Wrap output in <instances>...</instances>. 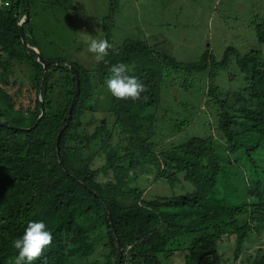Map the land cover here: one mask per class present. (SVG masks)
Returning <instances> with one entry per match:
<instances>
[{
    "label": "trees",
    "instance_id": "obj_1",
    "mask_svg": "<svg viewBox=\"0 0 264 264\" xmlns=\"http://www.w3.org/2000/svg\"><path fill=\"white\" fill-rule=\"evenodd\" d=\"M120 8L119 0H110L101 20L104 39L113 45L105 62L86 66L44 56L34 23L43 11L35 1L0 0V264H12L17 253L11 242L33 221L53 234L34 264H228L220 244L235 239L238 262L254 228L263 235V52L240 54L228 46L219 61L207 49L197 61L180 62L142 39L115 45ZM24 18L28 45L58 63L43 78L36 51L22 38ZM252 25L264 45V16ZM119 63L129 65L147 91L135 102L109 93L107 119H98L95 89L106 88L109 69ZM231 63L245 80L238 91L217 82ZM173 73L206 74L203 95L216 110L220 138L192 137L169 148L155 141L164 94L175 87ZM186 83L180 86L192 88ZM88 122L96 123L93 132ZM183 125L189 122L175 124ZM182 179L191 192L146 198L159 182L175 186ZM230 194L243 199L228 204ZM246 256L239 264H264V247Z\"/></svg>",
    "mask_w": 264,
    "mask_h": 264
},
{
    "label": "rangeland",
    "instance_id": "obj_2",
    "mask_svg": "<svg viewBox=\"0 0 264 264\" xmlns=\"http://www.w3.org/2000/svg\"><path fill=\"white\" fill-rule=\"evenodd\" d=\"M33 1L38 8L36 10L43 11L42 15L38 13L34 23L44 56L47 58L62 56L92 66L95 59L93 54L87 52V42L90 36L104 39L101 20L110 12V0H59L60 4L56 0ZM119 2L121 8L115 16L113 28L115 45H119L127 38L142 39L156 45L158 51L168 50L180 62L197 61L207 49H210L219 61L228 46L236 47L240 54L253 49H258L264 54V45L258 43L252 25L253 18L264 16V0H119ZM24 21L26 18L22 19L21 23ZM97 28L101 29L99 33L96 32ZM235 74L236 77L233 76ZM170 78L175 87L172 90L169 84L166 86V89L172 91L164 94V101L158 111L155 141L159 146L169 148L182 144L192 137L218 135L216 110L212 105L206 104L208 99L203 95V87L208 83L206 74L173 73ZM184 81L193 84L192 88L189 90L182 88L180 85L186 83ZM217 82L226 91H238L245 85V80L234 63H231L227 70L220 71ZM108 95L109 92L102 85L96 87L95 97L98 102L94 116L98 119L108 116L105 112ZM181 121H188L189 126H175L176 122ZM87 124L90 132H93L96 123ZM261 168H264V163ZM253 170L256 172L259 169L253 167ZM239 175L240 179L242 175ZM104 180L105 178L102 181ZM193 189L192 184L183 179L175 186L163 181L150 188L146 198L150 200L157 196L171 197L191 192ZM262 191L264 192V185ZM236 198L242 200L243 196L230 194L227 203L233 204L232 200ZM256 231L254 228L244 247L240 262H245L248 253L264 247V229L260 228L262 237L255 233ZM235 248L236 242L232 238L219 245L224 259L229 261L228 264H239V261H234Z\"/></svg>",
    "mask_w": 264,
    "mask_h": 264
},
{
    "label": "clouds",
    "instance_id": "obj_3",
    "mask_svg": "<svg viewBox=\"0 0 264 264\" xmlns=\"http://www.w3.org/2000/svg\"><path fill=\"white\" fill-rule=\"evenodd\" d=\"M100 31V28L96 29L97 33ZM87 43V52L93 54L97 63L105 62L109 49L113 48V45L107 39L93 36H90ZM55 64L58 63L52 65ZM109 71L110 75L106 77L105 85L111 96L120 101L132 100L135 102L141 100L142 93H145L147 88L139 78L129 74L132 71L129 65L124 63L114 64ZM143 99L147 100V97L145 96ZM52 241L53 234L47 229L44 222H30L23 235L11 242L12 248L17 253L13 257L12 264H34L42 257L45 249L51 246Z\"/></svg>",
    "mask_w": 264,
    "mask_h": 264
},
{
    "label": "water",
    "instance_id": "obj_4",
    "mask_svg": "<svg viewBox=\"0 0 264 264\" xmlns=\"http://www.w3.org/2000/svg\"><path fill=\"white\" fill-rule=\"evenodd\" d=\"M24 22L21 23L20 25V29H21V34H22V38H23V41L26 45L27 48L29 49H32L34 51H36L37 55H38V61L43 65V73H42V78L44 77V75L46 74V71H47V68L49 65L53 64V61L51 60H47L45 59L42 54L39 52L38 49L36 48H31L29 45H28V41H27V38H26V35H25V32H24V29H23V24ZM73 69V68H72ZM79 90H80V78H79V74L76 73V93H75V96H77L79 94ZM73 109V105L71 106L70 108V112L72 111ZM60 139V135L58 137V140ZM58 150H59V145H58ZM120 251H121V248H120Z\"/></svg>",
    "mask_w": 264,
    "mask_h": 264
}]
</instances>
